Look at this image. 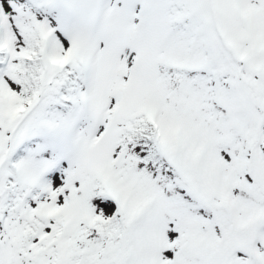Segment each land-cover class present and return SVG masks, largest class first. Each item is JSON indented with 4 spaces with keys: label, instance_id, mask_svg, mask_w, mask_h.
I'll list each match as a JSON object with an SVG mask.
<instances>
[{
    "label": "snow or ice",
    "instance_id": "snow-or-ice-1",
    "mask_svg": "<svg viewBox=\"0 0 264 264\" xmlns=\"http://www.w3.org/2000/svg\"><path fill=\"white\" fill-rule=\"evenodd\" d=\"M0 264H264V0H0Z\"/></svg>",
    "mask_w": 264,
    "mask_h": 264
}]
</instances>
